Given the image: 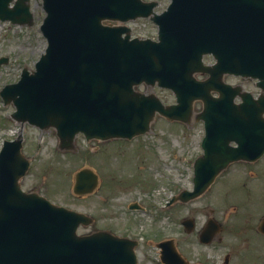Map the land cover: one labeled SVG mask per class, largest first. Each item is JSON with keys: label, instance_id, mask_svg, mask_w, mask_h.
<instances>
[{"label": "water", "instance_id": "1", "mask_svg": "<svg viewBox=\"0 0 264 264\" xmlns=\"http://www.w3.org/2000/svg\"><path fill=\"white\" fill-rule=\"evenodd\" d=\"M157 3L42 0L47 46L34 69L24 67L0 96L15 107L10 117L16 122L53 128L62 150L74 149L77 133L88 140L131 139L148 132L157 114L188 123L194 101L201 100L196 118L204 121L205 135L193 189L172 198L189 201L231 162L255 161L264 153V0H170L160 13ZM138 17L156 23V39L130 36L123 23ZM0 19L31 25L29 0H0ZM204 54L215 62L203 63ZM197 73L208 76L200 80ZM225 73L257 78L262 94L253 98L225 83ZM142 83L170 89L175 102L164 104L154 92L136 89ZM236 95L241 102H233ZM22 141L19 132L0 149V264H136V240L108 230L79 234L78 226L92 223V216L21 188L30 165ZM97 182L92 169L81 168L72 191L84 195ZM258 230L264 234V217ZM219 231L209 221L201 241ZM178 258L175 264H186Z\"/></svg>", "mask_w": 264, "mask_h": 264}, {"label": "rangeland", "instance_id": "2", "mask_svg": "<svg viewBox=\"0 0 264 264\" xmlns=\"http://www.w3.org/2000/svg\"><path fill=\"white\" fill-rule=\"evenodd\" d=\"M156 1L158 4L154 10L160 13L170 0ZM30 9L33 13L31 25L0 20V57H7V62L0 64V89L7 83L15 82L23 67L33 69L46 47V40L39 29L45 15L42 0H30ZM124 24L130 27L132 37L156 36L157 27L149 18H136ZM203 59L208 63L212 58L204 56ZM230 81L240 83L245 90L257 91L253 79L234 77ZM137 89L155 92L164 103L175 101L169 89L146 85H139ZM12 111L14 106L11 103L4 104L0 97V147L4 139H12L21 132L23 153L31 159L28 171L20 179L21 187L36 191L53 203L91 214L94 222L79 226L78 233L107 228L117 234L139 235L141 242H145L150 233L148 239L154 241L168 217L169 220L170 216L183 217L189 214L192 207L205 203L209 196L211 198L208 194L197 203L183 204L178 211L173 207L163 210V205L171 195L192 186L191 162L201 152L199 137L203 129L201 123L193 119L183 123L168 121L157 115L148 132L130 140H86L79 133L75 137L73 150H61L54 129L40 130L26 122L18 123L10 117ZM84 166L92 168L99 175L100 182L93 193L78 197L71 190L73 175ZM257 173L261 195L257 196V215L253 221L258 224V219L264 213V155L257 161ZM242 176L245 177V174L242 173ZM237 181L242 185L241 180ZM222 182L221 179L218 185L221 186ZM249 183L254 185L253 180H247ZM217 192L212 194L213 217L223 221L225 209L229 210L236 199L245 198L248 189L243 185L240 189L229 188L225 196L226 203L222 206L219 200L224 195ZM135 201L144 207L129 210L128 204ZM195 216L201 223L206 214L197 212ZM239 217L244 219L242 215ZM224 228L228 229L225 223ZM246 229L239 227L233 238L223 233V243H215L213 248L193 245V250H198L199 255L203 256L206 252L208 264H223L227 251L223 245L230 243L234 245L235 254H231L232 261L229 264H264V236L257 231V241L254 242ZM155 232L158 234L154 235ZM188 239L195 238L190 235ZM146 261L151 262L149 259Z\"/></svg>", "mask_w": 264, "mask_h": 264}, {"label": "flooded vegetation", "instance_id": "3", "mask_svg": "<svg viewBox=\"0 0 264 264\" xmlns=\"http://www.w3.org/2000/svg\"><path fill=\"white\" fill-rule=\"evenodd\" d=\"M234 77H239L244 79L245 77L241 76H234L231 74H225L223 76V80L225 82H229L231 84H239L230 81V79ZM197 78L202 79L205 78V75H197ZM246 79V78H245ZM254 85L256 86L257 91L253 92L252 95L254 97H259L262 93L261 88L256 85V80H254ZM212 94L214 96L219 95L217 91H212ZM241 100L240 97L236 96L234 101L239 102ZM194 115L193 120L197 123H201L203 129L202 134L199 137V145H201V140L204 134V124L201 119H197V114L201 111V102L199 100L195 101L194 106ZM195 158H193L191 165L195 163ZM238 165H241L242 167H239ZM239 167V168H238ZM242 173L245 174V177L242 176ZM244 178V180H243ZM258 173H257V160L255 162H246V161H237L235 163L230 164L223 172H221L217 178L215 179L214 183L199 197L182 202V201H172L167 200L165 204L163 205V210L173 207L175 210L178 211V208L182 206L183 204H194L197 203L198 200L207 197L208 194L211 195L208 198H206V202L203 204H200V206L196 205L194 208L192 207L191 210H189V214L183 215V217H179L176 215L170 216L166 221H164L163 225L161 226L159 231L158 237L153 241L148 239V237L151 235L150 233L147 234V239L145 242L140 241L139 235H137V239L139 240L136 246V254H137V264H175L176 261L179 259L178 256L184 259L186 264H208V258L207 253H204L203 255H199L200 252L193 250V245H198L201 247H211L213 248V245L216 244H222L224 236L223 233H227L228 236L231 238L235 237V233L237 232L238 228H248L246 230L248 233V236L251 240L254 242L257 241V222H254L253 219L257 215V196L261 195V187L257 183ZM222 179V185H218L219 181ZM241 180L242 185L246 186L248 189V192L245 196V198L236 199L231 204V208L225 209L224 213H226V217L223 221L217 220L221 223V233L212 235L211 240L209 242H203L201 241V233L208 223L209 220H214L213 217L214 209V192L218 190L220 195H224L221 200H219V205H224L226 203L225 196L228 195L227 190L229 188H237L240 189L242 187L241 184H239V181ZM247 180H253L254 185L249 183L247 184ZM236 181V182H235ZM235 182V183H234ZM229 185V186H228ZM228 186V188H227ZM216 190V191H215ZM217 192V193H218ZM232 197V194L230 195ZM217 199V198H216ZM130 204V203H129ZM128 204V206H129ZM132 205L137 206L138 209L143 208L144 206L139 204L138 202H131ZM218 205V204H217ZM132 211V209H130ZM135 210V209H133ZM171 210V209H170ZM205 213L206 216L200 223L198 218L195 216V213ZM170 213H173L170 211ZM174 214V213H173ZM240 215L244 216V219H240ZM264 216V213H262L261 217ZM260 217V218H261ZM258 219V221L260 220ZM224 223L228 227L226 230L224 228ZM200 225V226H198ZM158 233L155 232L154 235H157ZM126 235V234H121ZM192 235L195 239L189 240L188 237ZM131 238H134V235H127ZM264 236V235H263ZM160 244L159 246L157 244ZM228 244V245H227ZM224 244L223 247L227 249V251L224 253L223 258V264H229L231 259V254H235L233 251L234 245L227 243ZM253 253V251H252ZM150 260L146 261V260ZM210 264V263H209Z\"/></svg>", "mask_w": 264, "mask_h": 264}]
</instances>
